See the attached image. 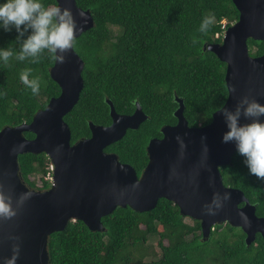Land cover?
<instances>
[{"label": "trees", "instance_id": "obj_1", "mask_svg": "<svg viewBox=\"0 0 264 264\" xmlns=\"http://www.w3.org/2000/svg\"><path fill=\"white\" fill-rule=\"evenodd\" d=\"M76 1L92 13L94 27L73 42L85 66L79 101L64 117L72 143L91 135L89 122L111 124L107 99L125 115L132 114L138 102L148 118L138 129H128L108 149L140 174L147 162L144 149L149 140L162 137L163 126L177 123L176 97L183 100L184 116L191 127L210 123L213 113L224 106L227 66L206 45L220 43L240 13L233 0ZM42 2L56 5V0ZM204 14H212L214 20L206 33H200L196 29ZM9 27L7 32L0 28V48L19 51L32 30L17 39L15 28ZM192 38L196 44L191 43ZM248 44L252 56L264 54V40L249 39ZM54 55L45 49L36 62H30L31 57L0 62V131L31 123L51 98L60 95L61 89L50 75ZM25 68L32 69L30 78H40L37 95L19 79ZM24 135L35 136L31 132ZM244 160L236 151L231 163L220 168L224 184L243 191L256 205V215L264 217V178L250 174ZM19 165L29 186L50 188L46 178L52 174V162L45 153L22 154ZM102 222L105 231L93 232L76 220L64 231L53 233L50 264H264L260 234L248 246L241 228L224 223L215 225L209 239L204 240L200 221L184 217L178 206L165 198L147 212L117 207ZM154 236L159 250L146 245Z\"/></svg>", "mask_w": 264, "mask_h": 264}, {"label": "water", "instance_id": "obj_2", "mask_svg": "<svg viewBox=\"0 0 264 264\" xmlns=\"http://www.w3.org/2000/svg\"><path fill=\"white\" fill-rule=\"evenodd\" d=\"M233 2L240 13L238 21L225 30L220 43L206 45L227 66L224 106L213 113L210 123L191 127L183 100L176 97L177 123L163 126L162 137L150 140V161L141 176L131 164L104 151L147 119L139 103L134 114L121 115L107 99L111 124L90 122L91 136L72 143L64 117L79 101L85 64L74 43L62 53L63 62L55 60L50 75L60 95L51 98L31 123L0 131V197L11 213H0V264L14 254V264H50V237L71 221L80 220L93 232L105 231L102 218L117 207L147 212L161 198L177 205L184 217L200 221L204 240L215 225L224 223L241 228L248 246L257 234L264 239V217L256 215V205L243 191L224 184L220 171L237 151L235 141H222L228 130L223 109L235 111L240 106L238 122L244 124L253 118L243 115L241 101L247 97L264 104V54L252 56L248 44L249 39L264 40V0ZM56 5L71 9L74 39L94 27L92 13L76 0H56ZM25 132L34 138H27ZM25 153H45L50 158L53 182L49 189L35 190L23 182L19 156Z\"/></svg>", "mask_w": 264, "mask_h": 264}, {"label": "clouds", "instance_id": "obj_3", "mask_svg": "<svg viewBox=\"0 0 264 264\" xmlns=\"http://www.w3.org/2000/svg\"><path fill=\"white\" fill-rule=\"evenodd\" d=\"M213 20L212 14L202 15L196 31L206 33ZM10 25L15 28L17 39L29 28L32 31L23 39L19 51L0 48V62L3 64H8L10 57L19 61L31 57L30 62H36L45 49L50 53H57L59 50V54L54 55L53 59L63 62L62 53L70 49L74 42L75 23L71 9L67 7L61 9L58 5L45 6L42 0H0V28L7 32L10 30ZM191 43L196 44V39L192 38ZM31 72V68L23 69L19 79L33 95H37L41 87L40 78L38 76L30 78ZM241 103L244 105L243 115L253 119L248 123L240 124L238 122L241 115L240 106H237L235 111L223 109L228 130L223 133L222 141H235L238 153L245 157L244 163L249 173L264 178V120L260 119L264 116V104L255 99L249 100L247 97ZM51 171L53 176V164ZM214 203L219 206L218 202L214 201ZM0 213L11 214L8 204L2 197H0ZM14 261L15 254L7 259L6 264H14Z\"/></svg>", "mask_w": 264, "mask_h": 264}, {"label": "flooded vegetation", "instance_id": "obj_4", "mask_svg": "<svg viewBox=\"0 0 264 264\" xmlns=\"http://www.w3.org/2000/svg\"><path fill=\"white\" fill-rule=\"evenodd\" d=\"M138 102H136L135 104H137ZM140 105V104H139ZM141 107V106H140ZM136 108H137V106H136ZM136 108H135V110H136ZM116 110V109H115ZM135 110H134V112L132 113V114H134L135 113ZM141 110H142V112L145 114V112L143 111V109L141 108ZM117 112V111H116ZM118 113V112H117ZM118 114H120V113H118ZM132 114H128V115H132ZM121 115H124V114H121ZM146 116H147V118H148V115L147 114H145ZM144 122V121H143ZM142 122V123H143ZM90 123V122H89ZM141 123V124H142ZM141 124H140V126H141ZM110 125V124H109ZM175 125V124H174ZM139 126V127H140ZM128 131V130H127ZM91 132V131H90ZM91 136V135H90ZM89 136V137H90ZM34 138V137H33ZM154 138H157V137H154ZM161 138V137H160ZM151 139H153V138H151ZM150 139V140H151ZM150 140H149V142H150ZM149 142H148V144H147V146L145 147V149H144V155H145V157H146V164L144 165V167L142 168V170L140 171V174H138L139 176H141V174L143 173V171H144V169L146 168V166H147V164L149 163V161H150V155H149V150H148V145H149ZM109 147V146H108ZM108 147H106L105 149H104V151L106 152V153H110V154H115L117 157H118V159L120 160V157L118 156V154L116 153V152H114V151H111V150H109L108 149ZM122 162V161H121ZM123 163H126V162H123ZM128 164H130V163H128ZM136 170V169H135ZM21 179H22V176H21ZM23 180V179H22ZM23 182L28 186V187H31V186H29V184L25 181V180H23ZM190 218V217H189Z\"/></svg>", "mask_w": 264, "mask_h": 264}, {"label": "rangeland", "instance_id": "obj_5", "mask_svg": "<svg viewBox=\"0 0 264 264\" xmlns=\"http://www.w3.org/2000/svg\"><path fill=\"white\" fill-rule=\"evenodd\" d=\"M32 177H33V176H32ZM35 188H36V187H35ZM37 189L39 190L40 188L37 187ZM185 221H186L187 223H190V222H191V220L188 219V218H186ZM157 241H158V238L154 236V237H152V238L149 239V241L146 243V245H147V246H150L151 248H153V246H155V247L157 248V250H159L158 247H157ZM155 247H154V249H155ZM147 259H151V258H147ZM147 259H146V260H147Z\"/></svg>", "mask_w": 264, "mask_h": 264}, {"label": "built area", "instance_id": "obj_6", "mask_svg": "<svg viewBox=\"0 0 264 264\" xmlns=\"http://www.w3.org/2000/svg\"><path fill=\"white\" fill-rule=\"evenodd\" d=\"M46 179H48L51 182V184H52L53 180H52V175L51 174L48 175V177Z\"/></svg>", "mask_w": 264, "mask_h": 264}]
</instances>
